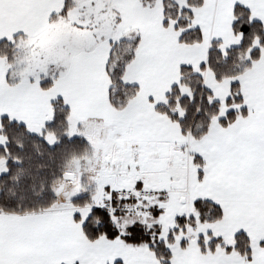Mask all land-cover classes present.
I'll list each match as a JSON object with an SVG mask.
<instances>
[{"label": "snow or ice", "instance_id": "1", "mask_svg": "<svg viewBox=\"0 0 264 264\" xmlns=\"http://www.w3.org/2000/svg\"><path fill=\"white\" fill-rule=\"evenodd\" d=\"M0 264H264V0H0Z\"/></svg>", "mask_w": 264, "mask_h": 264}]
</instances>
